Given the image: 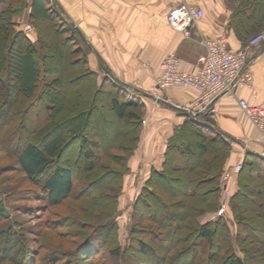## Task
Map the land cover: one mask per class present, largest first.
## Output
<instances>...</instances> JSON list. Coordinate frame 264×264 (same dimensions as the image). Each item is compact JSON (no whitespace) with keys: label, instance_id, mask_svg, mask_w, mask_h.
Listing matches in <instances>:
<instances>
[{"label":"trees","instance_id":"16d2710c","mask_svg":"<svg viewBox=\"0 0 264 264\" xmlns=\"http://www.w3.org/2000/svg\"><path fill=\"white\" fill-rule=\"evenodd\" d=\"M6 1L9 2L8 8L0 10V117H6L9 108H13L15 103L21 101V98L33 97L40 83L42 88L39 92L52 96V98L49 97L52 103L44 101L43 108L51 113L53 121L48 122L39 130L38 142H33L28 137L22 138L16 154L18 169L29 179L40 183L41 189L36 193V196L44 201L41 210L59 207L72 196L91 202L85 206L87 216L85 218L79 214L78 216L74 214L63 216L54 212L55 215H51V218L49 217L44 221L46 228L56 231L67 228L65 233L80 239L73 249L67 251L51 248L50 245L40 247L41 243L38 238V235L41 234L40 231L36 233L35 230L31 229L30 232L23 233L19 228V222L12 220L6 214L3 203L8 200L4 193L3 198H0V262L8 260L16 264H95L99 260L98 254L102 250H107L112 258L121 259L123 264H152V262L155 264H192L195 261V251L197 250L196 259L200 254H204L201 264H249L245 252L250 250L254 254L251 255L252 259L258 255L257 252L261 251H258V247L256 249L246 247V238L249 232L243 233V226L264 233V225H251L245 222L246 215L241 201L245 199L244 193L253 187V181L259 180L263 187H259L257 193L261 194L262 205L264 206V159L253 152H246V158L237 173L236 190L233 191L230 188V201L227 203L228 217L226 218V215L221 214V216L218 215L215 219L199 225L190 221L189 224L196 228L194 231L197 232L196 237H200L201 243L199 244L194 240L193 247L195 246L196 249L191 261L182 262V257L173 258L170 253L176 249L178 255H184L183 250H185V244L189 240V233L192 231L187 228L185 221L187 213L184 211L173 213L169 211V221L164 227L159 224V227L155 229L150 225H145L147 222L157 224V218H155L157 211L154 201L157 203L156 205H162L164 210L165 199L159 191L178 185L183 198L190 201L186 206L187 212L199 214L202 211L209 212L213 209L215 211L220 205V196L223 195L221 176L226 170L225 163L232 150V146L226 141V137L214 127V123L208 116L200 114L197 119H194L180 112L179 114L185 117L184 122L174 127L167 140L161 169L150 171L136 195L130 213L132 223L128 232V241L125 246H121L117 222L120 210L118 206L119 196L123 176L129 172L128 161L139 142L145 104L140 97L134 98L127 86L121 85L106 76L99 80L97 73L91 70L88 65L89 48L68 21L62 18L61 13L54 7L51 0H0V4ZM235 1L239 2V10L248 7L254 9L252 18H257L254 23L258 27L252 30L246 28L250 32L248 38L257 31L263 32L261 23L264 19V0H231V2ZM25 8L30 9L29 20L33 25L35 24L37 41H32L27 37L15 20L16 16L22 13ZM53 19L58 20L52 25L55 27L54 30L64 34V41H60L58 45L53 44L54 57L59 59L60 55L69 53L76 58L73 59L72 63L80 72L77 76L80 84L74 93V97L77 101H83L79 104V108L72 105L66 110V97L62 94L64 90L59 89L65 83L61 77L64 69L60 67L55 70L50 63L45 66L43 64L44 58L50 54H45L43 51L45 39L40 34L38 23L52 22ZM57 27L59 28L57 29ZM48 74H53L55 77L47 81L46 76ZM42 80L44 81L42 82ZM65 87L66 85L63 88L65 89ZM99 101L102 103L108 101L107 106L116 118L133 125L134 130L126 140L123 139L122 134L121 140L118 139L116 145L112 143L103 146L104 143H107L106 140L89 137L90 115L98 109ZM70 145L79 146L80 155L83 161L87 162L84 167L85 171L92 170L95 163L101 162L103 157L107 156L106 153L109 149H114L116 146L117 150L121 151L122 149L123 155L121 157L123 160L118 167L103 165L105 174H108V177H114L117 181L113 184L101 182L103 177L98 178L100 177L98 176L91 183L92 185L83 184L74 193L75 182L78 177L70 166L59 161L66 153L65 149ZM207 156H211L212 159L207 158ZM204 158L207 166L203 164ZM171 159L174 161L177 159L179 162L172 168L173 170L185 168L186 171L195 173V178L198 177L197 173L202 170L201 167L205 168L213 184L211 196H208L209 190L198 193L185 181H177L174 184L176 178L168 176L172 171L168 169ZM97 185H101L103 191L109 190L106 192L110 194L112 209L105 220L94 225L92 215L95 211H93L92 205L98 201L99 194L96 195L97 189L93 187ZM0 192L3 194L1 190ZM195 198L199 202L197 205L195 202L192 203ZM175 204L182 208L186 203L180 201ZM261 216L264 219V213ZM233 229L235 230L234 235L232 234ZM28 233L35 236L28 237ZM168 235L170 236L169 239ZM110 237H112V244L109 243ZM216 240L219 244H216ZM204 241L208 243L209 247L203 251L202 243ZM150 242L158 245L160 254L150 245ZM256 242H258V246L264 244V240ZM36 246L45 249L48 253L42 258L37 257L40 248L34 249ZM236 251L242 253L243 257L238 256ZM148 254L151 255V262L144 258ZM11 255L16 256V258L10 257ZM252 262L253 260L250 261V264Z\"/></svg>","mask_w":264,"mask_h":264},{"label":"crops","instance_id":"0c3cea01","mask_svg":"<svg viewBox=\"0 0 264 264\" xmlns=\"http://www.w3.org/2000/svg\"><path fill=\"white\" fill-rule=\"evenodd\" d=\"M182 1L204 11L197 26L190 27L188 37L167 23L168 10ZM56 5L68 23H74L79 29L78 34L89 48V68L97 73L99 80L108 70L127 86L134 98L140 97L145 104L139 142L128 161L132 171L127 178L130 187L135 177H140L135 173H144L142 185L137 186L133 194V203L150 171L161 169L167 140L174 127L185 119L179 111L158 103L154 97L188 107L197 94L189 88L160 90L156 86L163 59L173 52L180 60V70L194 71L198 57L205 53L203 39L225 36L228 49H239L250 34L246 28L258 27L254 23L257 18H252L254 9L239 10V2L231 0H56ZM261 26L264 32V19ZM259 50L261 56L249 65L253 74L252 87L237 89L235 95H223L216 102L214 127L225 137L238 140L257 134L250 119L241 111L238 99L264 106V41L254 49L251 57ZM246 154L242 146H232L225 169L243 162ZM237 173L230 176L229 187L233 191L237 187Z\"/></svg>","mask_w":264,"mask_h":264},{"label":"rangeland","instance_id":"374dc122","mask_svg":"<svg viewBox=\"0 0 264 264\" xmlns=\"http://www.w3.org/2000/svg\"><path fill=\"white\" fill-rule=\"evenodd\" d=\"M53 4H55V8L58 9V11L61 13L62 18L65 19V16L63 12L60 10V8L56 5V0H51ZM9 2H3L0 4V10H4L6 7L8 8ZM29 8H25L24 11L16 16L15 19L17 21V25L20 26V29L24 31V33L29 37L32 41H37V33L35 30V27L33 23L29 20V14H28ZM55 22H58V20L53 19L52 22L43 21L42 23H38V27H40V34L43 35L45 45H44V53H48V57L44 58L43 64L44 66L48 63L53 66L55 70L59 69L60 67L64 69V71L61 73V77L65 81L64 86L66 85L65 89L62 85L59 89H63L64 92L62 93L66 98V110L67 108L71 107L72 105L76 108H79L83 101H77V99L74 97V93L78 90V86L80 84V81L77 80V76L80 72L77 71V67H75L72 63L73 59H76L74 55H69V53H64L60 55L61 57L59 59H56L54 57L55 51L53 49V44L60 43V41H64L61 33L56 32L54 29L55 27L52 26L55 24ZM58 25V24H57ZM59 27H57L58 29ZM259 33L258 31L255 33ZM70 49V48H68ZM77 57V56H76ZM42 65V63H41ZM54 71V70H53ZM64 73V77H63ZM53 77H55L53 74H48L46 76V80H51ZM44 80H42L43 82ZM41 83L38 86L36 93L33 97L27 98L23 97L15 103V106L12 108H9L6 117H0V190L3 192V194L0 192V198H3L4 193L6 194L7 200L4 202L6 214L12 219L17 220L19 222V228L24 232H30V230H35L36 233L39 231L41 232L40 235H38V238L40 240V247L50 245L51 248H59L63 250H71L73 249L79 242L80 239L72 237V235H68L65 233L67 231V228H61L58 231L52 230L50 228H46L44 225V221L48 219L51 215L60 214L63 216L66 215H77L78 214L85 218L86 216V210L85 206L89 205V202L87 199H77L76 197H70L66 199L59 207L56 208H48L47 210H41L44 204V201L41 199H38L36 196V193L40 191L41 186L40 183L34 182L33 180L26 177L24 174H22L17 166L16 163V154L18 152V144L21 143L22 138L28 137L33 142H38L40 138L39 130L44 127L48 122L53 121V118L51 117V113L49 111H45L43 108L44 101L51 102L52 96H48L44 94V92L40 93L41 89ZM108 101L105 103L98 102V109H96L95 112H93L90 115V123H89V137L91 139H103V141H107V143H104L103 146H107L113 143V145H116L117 140H121L120 136L123 134V139H127L131 134L133 129V125H129L128 123H125L123 120H120L114 116L112 111L109 109ZM185 108V107H184ZM56 119V118H55ZM91 129V130H90ZM126 131V132H125ZM110 142V143H108ZM117 147V146H116ZM116 147L114 149H109L106 153L107 156L103 157L101 162L95 163V167L90 171H85L84 167L87 163L86 161H83L81 155H80V148L78 145H70L65 149V154L59 159L61 163H64L65 165L70 166L73 171L75 172L78 179L75 182V191H77L80 187H82L83 184L85 185H92L91 183L94 182L95 179L103 177L101 182L106 183H112L116 182L117 180L113 177H108V174H105L106 171L103 168V165L106 164L107 166L111 167H118L120 163H122V149L121 151L117 150ZM212 159L211 156H207V158ZM108 161V162H107ZM217 161V159H215ZM179 163L177 159L170 160L168 164V169L172 170L168 176L170 178H176V182L174 184L180 181L188 182V184L195 189V191L202 192L205 190H209V195L212 194L213 184L211 183L209 177L210 175L205 170V168L201 167V171L197 173V178H195V173L188 172L182 168H178V170H173L172 168L176 166V164ZM204 166H207V162L205 161V158L203 159ZM185 167V166H184ZM205 170V171H204ZM132 175V171L129 170L127 174L123 176V184L121 189V194L119 196V215L117 216V222L119 224V242L121 243V246H125L128 241V232L130 230L131 225V219H130V213L132 211V200H133V194L135 192V189L137 186H141L143 183V176L144 173H135L136 176H140L138 179L135 177V180L129 185L127 182V178ZM196 179V180H195ZM42 181V178H40ZM132 182V179H131ZM179 184V183H178ZM253 187H250L245 193L244 198L241 202L244 207V213L246 215L245 222L247 224L251 225H264V219L262 218L261 214L264 213V206L262 205V197L261 194L259 195L257 193V190L259 187H263V184L259 180L253 181ZM128 185V186H127ZM168 185V184H167ZM180 185V184H179ZM178 186V185H177ZM171 187L168 189L160 190L159 193L161 196L165 199V205L164 210L162 208V205H156L157 203L154 201V205L156 207L157 215L155 218H157V224H153L152 222H147V226H151L153 228H158L159 224L164 227V225L167 224L169 221V215L168 212L171 211H184L187 213V219L186 224L187 228H189V231H192V233H189V240L185 244V250H183V256H180L176 253L177 249L170 253V256L173 258L178 257L181 258L182 262H189L191 261L192 255L195 251V246L193 247V242H199L201 243L200 237H196L197 232L194 231L193 228L189 222L192 221V223H195V225L204 224L208 222L209 220H213L216 218L218 208L214 211H205L199 214L195 213H189L187 212V203L190 202L187 200V198H183L182 194L179 192L178 187ZM96 187V195L99 194L98 201L95 202V205L93 206V211H95L94 215H92L91 222L95 225L103 220H105L112 209L111 197L110 194L106 191H109L108 189L106 191H103L101 188V185L94 186ZM92 188V191H93ZM140 189V188H139ZM138 189V190H139ZM132 191V193H131ZM197 193V194H198ZM101 194V196H100ZM221 202L220 204L224 203V196L221 195ZM230 198V196H229ZM229 198L227 199V203L230 201ZM241 200V199H240ZM183 201L186 203L184 207H179V205L175 204L177 202ZM195 202V204H199V202L196 200H193L192 203ZM227 203L225 204V212L223 213L227 215ZM260 204V205H259ZM262 205V206H261ZM55 212V213H54ZM229 212V209H228ZM37 213V215H36ZM54 213V214H53ZM162 213V214H161ZM97 214V215H96ZM222 214V215H223ZM160 215L162 216L160 218ZM57 216V215H56ZM221 216V215H220ZM87 217V216H86ZM90 217V216H89ZM51 218V217H50ZM91 218V217H90ZM160 218V219H159ZM90 220V219H89ZM224 220V217H223ZM229 220V219H228ZM141 223V222H140ZM230 223V222H229ZM197 227V226H195ZM235 230L233 229L232 234L234 235ZM243 233H248L249 235L246 238V247L250 249V247H254L255 249L258 247L257 252L258 255H255V258L251 259V255H254L250 250L245 252L248 259L247 262L250 264V261L253 260L252 264H264V244L261 246H258V242L256 241H263L264 240V233L259 232L257 229H249L248 227H244L242 229ZM33 234H27L28 237H32ZM35 235H33L34 237ZM139 236V234H137ZM145 238V236H143ZM168 239L170 236H167ZM263 239V240H262ZM112 237H110L109 243L112 244ZM249 243V244H248ZM203 251L205 248H208L207 242L202 243ZM216 244L217 240H216ZM225 247L226 244L223 243ZM34 245V244H33ZM150 245L159 253L158 245H156L154 242H150ZM211 246H214L211 244ZM39 247V246H38ZM38 247H34V249H38ZM39 247V248H40ZM51 248H49L51 250ZM48 249V248H47ZM182 249V248H181ZM261 249V250H260ZM48 252H46L45 249L40 248L39 252L37 253V257L42 258L43 255H46ZM160 254V253H159ZM197 250L195 251V261L192 262V264H201V261L204 257V254H200L198 256V259H196ZM236 254L240 257H243V254L239 251H236ZM99 260L95 264H123L121 259H115L112 258L107 250H102L99 254ZM182 255V254H181ZM150 254L148 256H144V258L147 261H150ZM10 257H15L11 255ZM44 257V256H43ZM143 257V256H142ZM18 260V259H17ZM76 260V259H75ZM151 262V261H150ZM0 264H16L15 262H11L8 260H5L3 262H0ZM73 264V263H72ZM152 264H155L152 262Z\"/></svg>","mask_w":264,"mask_h":264},{"label":"built area","instance_id":"2783aa9c","mask_svg":"<svg viewBox=\"0 0 264 264\" xmlns=\"http://www.w3.org/2000/svg\"><path fill=\"white\" fill-rule=\"evenodd\" d=\"M203 15V9L182 1L168 10L167 23L170 28L188 37L190 27L197 26ZM262 41H264V32H259L249 37L239 49L230 50L225 36L203 39L205 53L198 57L194 71L180 70L179 58L173 52L168 53L161 63L162 72L156 80V86L160 90L169 88L195 90L196 96L185 108L199 115H206L215 122V106L221 96L235 95L237 89L252 87L253 74L249 65L251 61L261 56L262 51L259 50L254 57H251V54L254 49L259 48ZM238 104L252 122L257 134L252 138L238 140L226 137V141L230 146L238 144L246 152H253L264 159V106L250 104L244 99H238ZM241 167L242 162H238L222 174L221 187L226 201L219 205L217 215L225 212V204L230 196V176L238 172Z\"/></svg>","mask_w":264,"mask_h":264},{"label":"water","instance_id":"95a60500","mask_svg":"<svg viewBox=\"0 0 264 264\" xmlns=\"http://www.w3.org/2000/svg\"><path fill=\"white\" fill-rule=\"evenodd\" d=\"M53 5H54V7H55V4H53ZM70 25H71V27L73 28L74 31H76L77 33L80 34L79 29L76 27V25H75L74 23H70ZM105 73H106V77H108V78H110L111 80H113V81H115V82H117V83L123 85V83H122L119 79L115 78V77H114V76H113L108 70H105ZM145 94L148 95V96H151V95L148 94V93H145ZM151 97H152V96H151ZM152 98H153V97H152ZM154 99H155L158 103H163V104L167 105L168 107H170V108H172V109H174V110H177V111H179V112H181V113H184V114H186V115H188V116H190V117H192V118H194V119H197L198 116H199L198 113H194V112H192L191 110H189V109H187V108L180 107V106H178V105H176V104H174V103H171V102H169L167 99H164V98H161V97H154ZM256 155H258V154H256Z\"/></svg>","mask_w":264,"mask_h":264}]
</instances>
